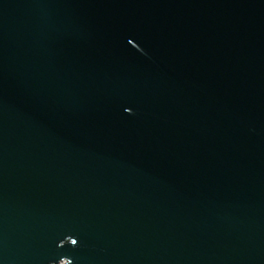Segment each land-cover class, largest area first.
<instances>
[{"label": "water", "instance_id": "obj_1", "mask_svg": "<svg viewBox=\"0 0 264 264\" xmlns=\"http://www.w3.org/2000/svg\"><path fill=\"white\" fill-rule=\"evenodd\" d=\"M0 264H264V0H0Z\"/></svg>", "mask_w": 264, "mask_h": 264}]
</instances>
